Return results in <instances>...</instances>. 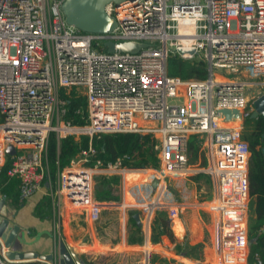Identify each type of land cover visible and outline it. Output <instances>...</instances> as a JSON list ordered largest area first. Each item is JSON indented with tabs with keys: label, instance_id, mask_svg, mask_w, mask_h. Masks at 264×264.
<instances>
[{
	"label": "built area",
	"instance_id": "obj_1",
	"mask_svg": "<svg viewBox=\"0 0 264 264\" xmlns=\"http://www.w3.org/2000/svg\"><path fill=\"white\" fill-rule=\"evenodd\" d=\"M62 3L0 0V167L10 160L7 175L18 180L20 199L53 182L47 155L51 133L58 141L88 135L89 146L57 172L59 197L97 222L107 204L95 198V177L143 171L146 179L129 188L136 201L126 206L148 214L168 209L170 218H177L169 181L199 171L188 152L190 136L198 134L202 150L208 151L203 171L214 181L209 208L220 216L222 259L247 264L251 150L242 136L245 117L264 94V82L246 80L264 77V0L110 2L106 11L117 26L108 33L69 24ZM108 41L147 45L137 53L110 52ZM174 57L205 63L207 77L170 75ZM247 85L261 89L254 93ZM73 89L87 99L86 111H77L82 126L67 118ZM225 109L238 110L244 118L228 119ZM236 120L239 126L228 125ZM120 132L156 134L160 166L131 167L125 164L129 155L108 164L96 158L93 138ZM10 145L14 155L7 153ZM5 251L0 240V264H59L12 260ZM256 262L263 264L259 255Z\"/></svg>",
	"mask_w": 264,
	"mask_h": 264
},
{
	"label": "crops",
	"instance_id": "obj_2",
	"mask_svg": "<svg viewBox=\"0 0 264 264\" xmlns=\"http://www.w3.org/2000/svg\"><path fill=\"white\" fill-rule=\"evenodd\" d=\"M2 168L0 167V180ZM203 170L192 174L194 175V184H197L195 186L196 190L194 189V200L187 201L189 194L184 193L181 198L186 199V201L177 203L180 215L173 219L168 215L170 230L165 231L161 220L158 222L161 241L156 244L152 242L151 237L152 224L158 216V210L148 214L143 209L126 206L136 201L129 191L131 184L135 181L128 182L126 176H120V185L122 183L125 191L123 195L120 194V201H104L107 205L97 222L90 220L82 209L73 207L63 196L59 197L56 194L58 188L57 177L55 180L52 179L53 182L51 183L44 182L42 188L26 200L20 199L19 183L13 193L6 195L2 192L3 186L0 182V196L7 198L9 218L20 225L26 239H28L27 241L34 242L32 245H26L17 241L14 248L18 250L50 254L54 252L60 241H64L74 250L84 264H164L159 262L162 258L175 261L176 264V260L185 264H195L199 259L189 256L187 251H178V248L203 243L202 260L200 261H203L204 256H206L210 262L215 261V264H218L219 258L222 259L223 254H225V250L219 245L220 216L217 211L211 210L207 206L215 200L214 181L208 173L206 174L210 177L213 185L212 192L209 193L208 190L205 196L202 193L205 185L204 176H202L205 171ZM146 177L145 174V179ZM173 179L188 178L187 176L175 177L170 179L169 184L173 183ZM144 180H138L137 182ZM197 186L199 190H197ZM185 191L187 190L185 189ZM203 197L207 200L201 203L200 199ZM250 204H253L254 210L255 198H251L249 195L247 207L248 229L250 219L255 217V212L253 217L250 215ZM205 207L211 213L204 210ZM163 210L169 212L168 209ZM131 211H137L136 213L140 214L141 223L137 222V224L141 226L144 234L141 243H130L129 241L134 228ZM175 219H178L183 225L184 231L182 234H177L174 230ZM36 239L39 240L36 241ZM171 257L173 259H170ZM152 259L155 262H152Z\"/></svg>",
	"mask_w": 264,
	"mask_h": 264
},
{
	"label": "trees",
	"instance_id": "obj_3",
	"mask_svg": "<svg viewBox=\"0 0 264 264\" xmlns=\"http://www.w3.org/2000/svg\"><path fill=\"white\" fill-rule=\"evenodd\" d=\"M168 72L170 75L180 76L185 79L190 77L204 79L208 75L205 63L191 64L177 57L169 60ZM79 109L86 111L87 99L84 95L73 89L68 96L67 118L74 125L82 126L85 124V121L77 113ZM246 118L249 120L250 126L255 128L253 132L243 134L242 136L248 142L251 150L248 174L249 193L251 198H255V217L250 219L249 235L255 238L256 241L250 248L249 264H257L256 255H259L264 264V117L252 118L251 114H249ZM89 141L90 136L88 135H82L79 140H76L75 136L71 135L58 141L55 133H51L47 155L50 163L51 176L54 180L57 177L58 170L67 167L70 161L83 148L89 146ZM201 141L198 134H192L189 138L188 152L191 163H196L202 158V166L206 167L208 165V158L204 150L202 151ZM92 143L97 150L96 158L103 161L104 164L114 162L122 155H129L131 160H127L125 164L131 167L158 168L160 166V159L158 157L160 140L153 132L105 133L101 137L95 136ZM9 164L10 160L2 168L0 180L1 186H3L2 192L6 195L13 193V190L18 185L15 178H10L7 175ZM145 174L143 171H128L125 173V176L129 180L128 182H133L142 180L141 178H145ZM96 179L99 182H96ZM120 182L121 177L118 175H97L95 177V198L102 202H119L120 195L118 194V187L120 186ZM136 212L131 211V220L134 228L133 234L129 238L130 243H141L144 239L143 230L134 219ZM165 215L166 211L159 209L158 216L152 224L151 240L155 244L161 241L160 227L158 225L160 220L164 230H170L169 220ZM174 230L177 234H182L184 231L183 225L178 219L174 220ZM218 236L219 239H222L220 234ZM203 246V243L193 246L187 245L186 247L180 246L178 251H187L189 256L202 260L201 252ZM161 261L164 264H176L175 261H168L164 258ZM219 261L221 264H227V260L219 258ZM152 262H155V260L152 259Z\"/></svg>",
	"mask_w": 264,
	"mask_h": 264
},
{
	"label": "water",
	"instance_id": "obj_4",
	"mask_svg": "<svg viewBox=\"0 0 264 264\" xmlns=\"http://www.w3.org/2000/svg\"><path fill=\"white\" fill-rule=\"evenodd\" d=\"M127 0H63L62 10L69 24L78 29L91 33H108L113 31L117 26V21L106 11V5L110 2L116 4ZM147 44L136 41H126L116 43L114 41L106 42V46L110 52L120 51L137 53ZM254 110L251 113L252 118L259 116L264 117V94L257 97L254 102ZM224 114L229 119L233 115L243 119V115L238 110L225 109ZM9 155H14L16 149L13 145L7 148ZM159 181L155 180L152 185L154 188L158 186ZM134 218L141 223L140 214L136 213ZM0 240L6 249L5 254L12 260H34V261H57L59 264H84L77 256L74 250L64 241H60L55 247L54 252L50 254H41L36 251H22L14 248L17 241L22 244L32 245L33 241H27L25 233L20 225L9 218V210L7 198L0 196ZM39 239H36L38 241ZM256 239L249 241L251 247Z\"/></svg>",
	"mask_w": 264,
	"mask_h": 264
},
{
	"label": "rangeland",
	"instance_id": "obj_5",
	"mask_svg": "<svg viewBox=\"0 0 264 264\" xmlns=\"http://www.w3.org/2000/svg\"><path fill=\"white\" fill-rule=\"evenodd\" d=\"M203 3H205L206 2V0H201ZM95 43L96 42H94V45H95ZM104 45H105V42L104 41H99V48H103L104 47ZM96 46V45H95ZM106 50V49H105ZM234 76V75H233ZM247 81H249V82H253V83H263L264 82V77H261V78H255V79H251V78H249V79H246ZM247 90L248 91H252V92H254V93H257L260 89H261V86L260 85H258V86H254V87H250L249 85H247ZM247 117V116H246ZM245 117V118H246ZM246 120H247V118H246ZM245 120V122H244V134H246V133H250V132H253V129H254V127L253 126H250V122H249V120H247L246 121ZM203 151V150H202ZM21 153V152H20ZM204 153H205V151H204ZM208 153V151L205 153V155ZM207 156V155H206ZM202 163H203V159L201 158V159H199L196 163H192L193 164V166L195 165L196 166V168L197 169H199V170H203V169H205L206 167L204 166H202ZM193 176L194 175H188L187 176V178L188 179H181V180H178V179H173L174 181H173V183L171 182L170 184H169V189L172 191V193L174 194V196H175V199H176V201H177V203L178 202H180V201H183V202H185L186 201V199H184V198H181V196L182 195H184V193H186L187 195L189 194V197L187 198V201H193L194 200V189H195V186L197 185L196 183L194 184V179H193ZM202 176H204V180H205V185H204V187H203V190H202V193H203V195L205 196L206 195V193H208V190H209V193L210 192H212V188H213V185H212V183H211V181H210V177L206 174V172H203V175ZM192 177V178H191ZM141 179H145L144 177L143 178H141ZM177 180V181H176ZM96 182H99V180L98 179H96ZM208 185V186H207ZM197 188H198V186H197ZM185 189L187 190V191H185ZM196 190V189H195ZM197 190H199V188L197 189ZM125 191H124V186L122 185V183H121V185L118 187V194L120 195V194H122L123 195V193H124ZM129 199H131L130 197H129ZM205 200H207L205 197H203V198H201L200 199V202L202 203L203 201H205ZM204 210H206V211H209L210 212V210L209 209H207L206 207L205 208H203ZM249 210H250V215H251V217H253V215H254V210H253V204H250V207H249ZM169 212H167L166 211V217H168V214ZM211 213V212H210ZM251 239H254V238H252V237H250V235H249V229H248V243H249V241L251 240ZM28 240V239H27ZM29 241H31V240H29ZM220 245V244H219ZM251 247L249 246V249H250ZM152 249H154V247L152 246ZM249 257H250V250H249ZM170 259H173L172 257L170 258ZM216 260V259H215ZM177 261V264H185V263H183V262H181V261H179V260H176ZM159 262L160 263H163L161 260H159ZM149 263V262H148ZM242 263V261H239V259H236V261H235V259H227V264H241ZM170 264V263H169ZM195 264H215V261H213V262H210L208 259H207V257L206 256H204V258H203V261H200V260H198ZM218 264H221L220 263V261L218 262ZM247 264H249V258H248V261H247Z\"/></svg>",
	"mask_w": 264,
	"mask_h": 264
},
{
	"label": "bare ground",
	"instance_id": "obj_6",
	"mask_svg": "<svg viewBox=\"0 0 264 264\" xmlns=\"http://www.w3.org/2000/svg\"><path fill=\"white\" fill-rule=\"evenodd\" d=\"M241 123L240 120H236V121H233L232 123H229L228 125H232V126H239ZM141 251V250H140ZM241 264H244V262L242 261Z\"/></svg>",
	"mask_w": 264,
	"mask_h": 264
}]
</instances>
